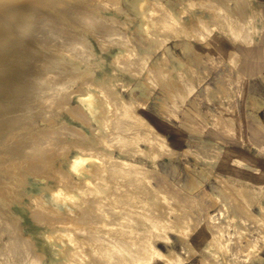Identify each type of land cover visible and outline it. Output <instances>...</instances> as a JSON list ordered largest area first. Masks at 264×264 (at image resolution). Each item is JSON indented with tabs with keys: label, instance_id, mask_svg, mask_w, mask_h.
Listing matches in <instances>:
<instances>
[{
	"label": "rangeland",
	"instance_id": "374dc122",
	"mask_svg": "<svg viewBox=\"0 0 264 264\" xmlns=\"http://www.w3.org/2000/svg\"><path fill=\"white\" fill-rule=\"evenodd\" d=\"M94 1L101 17L91 27L116 37L107 35L104 45L85 33L88 41L72 56H89L77 62L79 71L69 58L45 69L58 79L64 72L60 79L70 83L56 88L58 110L38 102L50 104L41 107L48 120L39 115L31 127L49 139L47 152L37 154L49 153L40 175L26 159L5 163L16 172L12 198L4 201L15 228L11 221L0 226V264H264V0H147L157 22L148 18L145 27L135 0ZM114 40L127 47L126 56ZM91 75L95 116L81 100L90 91L74 89ZM68 105H81L92 126L73 119ZM20 129L5 133L13 137L0 133V154L16 151L17 137L30 130ZM77 154L88 158L78 169L70 164ZM84 167L91 182L79 175ZM101 169L112 182L97 179ZM60 173L75 187H62ZM68 216L77 224L66 227Z\"/></svg>",
	"mask_w": 264,
	"mask_h": 264
},
{
	"label": "bare ground",
	"instance_id": "6f19581e",
	"mask_svg": "<svg viewBox=\"0 0 264 264\" xmlns=\"http://www.w3.org/2000/svg\"><path fill=\"white\" fill-rule=\"evenodd\" d=\"M151 2V1H150ZM155 2V1H154ZM98 2L94 1V0H0V120L2 117V120L0 121V133H9L10 131H21L20 128H23V126L25 125L27 128H29L30 130H27L28 132H23L22 135H20L19 137H17V141L15 142V144L13 145V147H16V151L13 149L11 150L13 147L10 146L12 145V142L10 144V142L8 144L9 148L12 147L10 150L11 152L13 151V153L11 154L10 151L6 150V152H4L3 154H0V185L3 189H0V226L3 225L4 228V223H10L9 221H11L13 219V217L11 218L10 216H8V214H10V210L9 209V213L8 211L4 210V206L6 205L7 202H4L6 199V196H8L10 194L9 198L11 197V194L14 191V185H15V174L14 173V169L12 170L11 167L12 165H9L11 167H8V165L6 166V164H8L9 162L11 163L12 161H18V159L25 160L28 164L27 169L34 172L36 175L39 174V170L41 169L40 164L42 163L41 161H43L45 163V161H47V158H49V153H47L46 155H43L42 158H38L37 154L38 153H44L47 152L48 150V143H49V139L48 137L44 136L43 132L42 136L39 133H34L31 129L32 126H34L35 122H37V118H39L41 115L44 118V115L46 114H41L44 113V108L47 106H39V101L43 100L47 101L44 102L43 104H47L48 101L51 100H57L58 95L60 93L57 92V87H59L60 85H62L65 81L62 80L63 79V74L60 75V78L62 79H58L57 77H54V75L50 76L48 73L51 70H49L48 72L46 70H48V68L52 69L53 67L55 68L58 67V61H61L63 59H71L72 61H70L71 63L67 64L68 66H70L71 69H75L79 71V64H77L78 61H83L84 59H82L83 57H79L81 58L80 60L75 57L73 58L72 56H75L76 52H78V49L76 47V44L80 42L81 43L82 40L84 41V39L86 40L85 36L83 34L92 32V36L96 37V39L100 40L102 38L101 43L107 44L109 42V38L108 36H111L113 34L110 35H106L103 36L101 35V37L99 36V31H97L96 29H94L91 26H94V20H96L97 18H100L98 16V13L96 14V10L94 9L96 4ZM119 3V2H118ZM134 5L136 6L137 10L139 11V13L141 14V17L143 19L142 20V26L145 27V20L149 18L150 19V10H151V3H149L147 0H135L134 1ZM99 4V3H98ZM97 4V5H98ZM154 5V4H153ZM109 7V5H108ZM97 8V7H96ZM100 8V7H99ZM98 8V9H99ZM104 8V7H103ZM102 9V8H101ZM106 9V8H105ZM125 9H122V11ZM155 10V9H154ZM85 11V13H84ZM121 11V10H120ZM154 12V11H153ZM84 15H83V14ZM87 13V15H85ZM43 14L44 17H42L41 15ZM154 14V13H153ZM128 15V14H127ZM84 16H87V19H84ZM98 16V17H97ZM97 17V18H96ZM154 17V16H152ZM104 19V17H102ZM101 19V20H103ZM106 19V18H105ZM155 20V19H154ZM153 20V21H154ZM122 21V20H121ZM155 22H157V20H155ZM155 22H153L155 24ZM151 23V22H150ZM51 26V24L54 26V28L51 29V27H49V25ZM125 26V25H124ZM162 26V25H161ZM55 27L58 30H53L55 29ZM127 27V26H126ZM41 28L45 29L43 30V32H41ZM51 30H50V29ZM92 28L94 29V31H92ZM108 28V27H107ZM49 31H48V30ZM62 31V29L64 30V32H59L60 34L58 35H62V36H71V39L69 38L70 36H66L67 41H62L61 38L56 37L58 35H55L53 37L54 34H57L55 32L57 31ZM41 30V31H40ZM53 30V31H52ZM96 30V31H95ZM100 30V29H98ZM144 30V29H143ZM50 31L52 34H50ZM115 31V30H114ZM164 31H166V29L164 28ZM49 32V33H48ZM72 32V33H71ZM77 33L76 35L78 36L77 38L75 37L76 35H74V33ZM171 32V31H170ZM169 32V33H170ZM54 33V34H53ZM106 33V32H105ZM112 33V32H111ZM168 33V32H167ZM99 34V35H98ZM54 40H58V41H53ZM79 35H83L84 38L81 39V37ZM119 35V34H118ZM60 36V37H62ZM74 36V39H79L78 41L75 40L74 41H70V40H74L72 39ZM80 37V38H79ZM116 36H111V38H114ZM59 38V39H58ZM107 38V40L105 39ZM49 39L51 41H49ZM70 39V40H69ZM81 39V41H80ZM121 39V38H120ZM124 39V38H123ZM118 40V39H117ZM128 40V39H127ZM88 41V39L86 40ZM113 41V40H111ZM110 41V42H111ZM115 41V40H114ZM90 42V41H89ZM88 42V43H89ZM98 43V42H97ZM112 43V42H111ZM121 40L120 42H114V45L119 49L118 54H123L124 56H126L124 53H126V49L127 47L125 45H123V43L121 44ZM110 44V43H109ZM90 45V44H89ZM88 45V46H89ZM108 45V44H107ZM80 46V45H79ZM85 46V45H84ZM113 46V45H112ZM81 47V46H80ZM91 47V46H90ZM71 49V51H70ZM74 51H73V50ZM87 49H89L87 47ZM103 49V48H102ZM108 49V48H107ZM92 50V49H91ZM130 50V49H129ZM82 51H84L82 49ZM102 51V50H100ZM105 51V50H104ZM128 51V50H127ZM84 52H88L87 50ZM90 52V51H89ZM130 53V52H129ZM86 54V53H85ZM90 54V53H89ZM88 54V55H89ZM80 54H78L79 56ZM93 55V54H92ZM77 56V55H76ZM84 56V55H81ZM87 56V54H86ZM123 56V58H124ZM85 57V56H84ZM118 57V56H117ZM128 57V56H127ZM139 57V55H138ZM89 58V56H88ZM87 58V60H88ZM137 58V57H136ZM120 59V56H119ZM130 59V57H129ZM86 60V59H85ZM84 60V61H85ZM86 60V61H87ZM83 61V62H84ZM85 61V62H86ZM127 61V60H126ZM124 61V63L126 62ZM143 61V60H140ZM57 62V63H56ZM62 62V61H61ZM69 62V61H68ZM123 62V60H122ZM122 62H120L122 64ZM130 62V61H128ZM60 63V62H59ZM115 63V62H114ZM117 63V62H116ZM134 63V62H132ZM58 64V65H57ZM71 64V65H70ZM121 64H119V66H121ZM136 64V63H135ZM124 64H122L123 66ZM137 65V64H136ZM62 67V65H60ZM65 66V65H64ZM72 66V67H71ZM118 66V67H119ZM132 67V66H131ZM141 67V66H140ZM47 68V69H46ZM53 68V69H54ZM66 68V67H65ZM124 68V67H123ZM134 68V67H133ZM46 69V70H45ZM56 69V68H55ZM82 69V68H80ZM65 70V69H63ZM85 70V69H84ZM132 70V69H131ZM59 71V69H58ZM130 71V70H129ZM57 72V71H56ZM61 72V71H60ZM70 72V71H69ZM84 71H81V73H83ZM58 73V72H57ZM68 73V72H67ZM66 73V74H67ZM74 73V72H73ZM65 74V75H66ZM92 74V73H91ZM57 75V74H56ZM59 75V73H58ZM57 75V76H58ZM69 75V74H68ZM80 75V74H79ZM74 76V75H72ZM59 77V76H58ZM66 78V76H64ZM68 77V76H67ZM76 78V76L74 77ZM79 78V77H78ZM73 79V77L71 78ZM62 80V81H61ZM64 81V82H63ZM76 81V80H75ZM68 82V81H67ZM66 83V82H65ZM67 84L69 85L70 80ZM75 83V82H74ZM76 84V83H75ZM79 85L75 86L77 88L74 87V89H79V88H85L87 90L90 91V95L87 98H81L82 103H84L90 113L92 115H96V103L94 102V98H95V90H96V83L94 78L91 76H89L88 79L83 80L82 82L78 83ZM62 87V86H61ZM79 87V88H78ZM60 88V87H59ZM68 88V86L66 87ZM65 88V89H66ZM70 88V87H69ZM61 89V88H60ZM72 89V90H74ZM79 91V90H77ZM76 91V92H77ZM82 90L80 89V92ZM70 92V91H69ZM79 92V93H80ZM65 93V92H64ZM85 92L83 91V94ZM41 94L44 95L42 96L44 99H39L38 100V96L41 97ZM72 93H69V95ZM61 95V94H60ZM64 95V94H63ZM68 95V96H69ZM104 95V94H103ZM63 97V96H62ZM104 98V97H103ZM52 102V101H51ZM58 102V101H56ZM41 103V102H40ZM50 103V102H49ZM63 102L60 103H56L57 105L61 104ZM53 105V102L51 103ZM75 104V103H74ZM79 104V103H78ZM102 104V103H100ZM50 104H48L49 106ZM57 105L55 106L58 110L59 107H61L59 105V107H57ZM39 106V108H38ZM47 106V107H48ZM44 107V108H41ZM46 107V108H47ZM51 107V106H50ZM64 108V106H62ZM74 107V106H71ZM67 107V110L74 116V118L78 119L79 121H81L82 123H86L87 125H91L90 121V117L86 114L87 112L84 111L83 107L80 105H78V107L76 108H71ZM7 108V110H6ZM38 108V111H37ZM41 108V109H40ZM49 108V107H48ZM52 108V107H51ZM50 108V109H51ZM49 109V110H50ZM53 109V110H54ZM87 109V110H88ZM6 110V111H4ZM39 110L40 114H39ZM43 110V111H42ZM61 109H59L60 111ZM63 110V109H62ZM103 110V109H102ZM52 111V110H51ZM58 111V112H59ZM125 111V110H124ZM4 113L7 114V117L4 118ZM47 113V112H45ZM124 113V112H123ZM49 114V113H48ZM40 115V116H39ZM51 115V114H50ZM104 115V114H103ZM53 116V115H52ZM28 117V118H27ZM49 117V115H48ZM4 118V119H3ZM47 118V116H46ZM46 118H44L46 120ZM7 120L8 126L1 123L4 120ZM17 119V124L16 122H14L15 124L11 125L12 120ZM11 120V121H10ZM48 120V118H47ZM50 120V118H49ZM63 120V119H62ZM18 121H20L18 123ZM23 121H25L23 123ZM5 122V121H4ZM59 122V121H58ZM38 123V122H37ZM55 123V122H54ZM65 123V122H64ZM57 124V123H56ZM49 125V124H48ZM55 126V125H54ZM92 126V125H91ZM46 127V126H45ZM48 127V126H47ZM95 128V127H94ZM45 129V128H43ZM49 129V127H48ZM24 130V129H23ZM22 130V131H23ZM21 131V132H22ZM37 131V130H36ZM41 131V130H40ZM51 130L49 129L48 132H50ZM20 133V132H19ZM2 134V135H4ZM13 134V132H12ZM12 134H8L10 136H12ZM7 134H5V136H8ZM19 135V134H16ZM15 135V136H16ZM14 136V135H13ZM12 136V137H13ZM44 136V137H43ZM1 137V136H0ZM4 138V137H3ZM8 138V137H7ZM6 138V141H7ZM41 140H39V139ZM13 140V138H12ZM40 142H39V141ZM2 142V140H0ZM41 141L44 143H41ZM0 142V143H1ZM38 142V143H37ZM3 143H1L2 145ZM5 145V143L3 144ZM7 145V144H6ZM96 145V144H95ZM91 147V145H89ZM93 147V146H92ZM91 147V148H92ZM95 148V147H93ZM1 149V147H0ZM6 149V147H5ZM16 153H15V152ZM83 154V153H82ZM85 154H88L87 152ZM15 159V160H14ZM88 160L87 156L81 155V154H77L76 156H74L71 161L70 164L73 168H79L82 165H84V163ZM25 162V163H26ZM41 162V163H39ZM6 163V164H5ZM9 163V164H10ZM18 163H21L18 161ZM13 164V163H12ZM17 164V163H16ZM22 164L23 161H22ZM21 164V165H22ZM15 165V164H14ZM39 165V166H38ZM16 166V165H15ZM14 166V167H15ZM19 166V165H17ZM94 166V165H93ZM20 167V166H19ZM40 168V169H39ZM95 169V167H93ZM42 171V170H41ZM96 172V170H94ZM105 169H101L99 176L97 177V179L102 182V181H106V183H110L111 180H109L110 176L107 177L105 176V174L107 175L108 172L105 173ZM18 172V171H17ZM91 172V171H90ZM33 173V174H34ZM89 173V172H88ZM105 173V174H104ZM19 174V173H18ZM87 171L85 170V167L82 168V170H80L79 175L85 178V182L87 183L88 180V176H86ZM104 174V175H102ZM40 175V174H39ZM95 175V174H93ZM122 175V174H121ZM19 176V175H18ZM35 176V175H34ZM38 176V175H37ZM60 179H67V182H65V184H61L60 185L62 187H68L70 186L71 188L75 187L74 185L72 186V179L68 176H63L61 173L59 174ZM109 178L108 180L105 178ZM20 178V177H19ZM22 178V177H21ZM26 179V177H24ZM117 178L114 177V179ZM24 179V180H25ZM53 179V178H52ZM59 179V178H58ZM118 179V178H117ZM122 179V178H121ZM22 180V179H21ZM55 180V179H54ZM57 180V179H56ZM93 180V179H92ZM95 180V179H94ZM93 180V181H94ZM119 180V179H118ZM33 181V180H32ZM64 181V180H63ZM58 182V181H56ZM60 182V181H59ZM58 182V183H59ZM91 182V181H89ZM112 182V181H111ZM99 183V182H97ZM118 184H120L119 182H117ZM82 184V182H81ZM100 184V183H99ZM80 185V184H79ZM97 185V184H96ZM105 186V185H104ZM115 187L116 190L119 191V185L116 184L113 185ZM112 186V188H113ZM0 187V188H1ZM80 187V186H79ZM97 187V186H96ZM99 187V186H98ZM117 187V188H116ZM125 187V186H124ZM102 188V187H101ZM105 188V187H104ZM111 188V187H110ZM123 188V186H122ZM75 189V188H74ZM107 190V188H105ZM113 188V190H115ZM124 189V188H123ZM16 190H18L16 188ZM104 190V189H103ZM110 190V189H109ZM112 190V189H111ZM115 190V191H116ZM122 190V189H120ZM125 190V189H124ZM75 191V190H74ZM114 191V192H115ZM117 191V192H118ZM127 191V190H126ZM124 191V192H126ZM101 192V191H100ZM103 192V191H102ZM113 192V193H114ZM123 192V191H122ZM121 192V193H122ZM105 193V192H104ZM101 193L100 195L104 194ZM110 193V192H109ZM120 193V192H119ZM14 194H16L14 192ZM90 194V193H89ZM88 194V195H89ZM111 194V193H110ZM124 194V193H123ZM96 195V193L92 194V198ZM116 195V193H115ZM126 195V194H125ZM127 196V195H126ZM125 196V198H126ZM91 197V196H88ZM96 197V196H95ZM94 197V198H95ZM99 197V195H98ZM102 197V196H101ZM99 197V198H101ZM104 197V196H103ZM117 197V196H116ZM120 197H122L120 195ZM15 198V197H14ZM41 198V197H40ZM97 198V197H96ZM98 198V199H99ZM124 198V197H122ZM97 199V201H98ZM129 199V198H128ZM15 200V199H14ZM19 200V199H18ZM93 199H91L90 201H92ZM119 200V198H118ZM125 201V199H123ZM130 200V199H129ZM10 201V199H9ZM86 201H89V199H86ZM85 201V202H86ZM94 201V200H93ZM101 202V201H100ZM98 201V203H100ZM122 203V201H119ZM126 202V201H125ZM84 203V202H83ZM91 203V202H90ZM102 203V202H101ZM120 203V204H121ZM124 203V202H123ZM8 204V203H7ZM20 204V203H19ZM95 204V202L91 203V208H94L93 205ZM10 205V204H9ZM78 205V204H77ZM102 205V204H101ZM101 205H98V207ZM125 206V205H124ZM128 206V205H127ZM8 207V206H6ZM77 207V206H76ZM99 207V208H100ZM129 207V206H128ZM78 208V207H77ZM89 207V209H91ZM127 208V207H126ZM130 208V207H129ZM50 209V208H49ZM57 209V208H56ZM96 210V208H94ZM92 209V210H94ZM69 210V209H68ZM94 210V211H95ZM103 210V209H102ZM119 210H120V206H119ZM127 210V209H123ZM58 211V210H57ZM71 211V210H70ZM105 211V210H104ZM129 211V210H128ZM44 212V211H43ZM43 212L40 214L42 215ZM59 212V211H58ZM96 212V211H95ZM125 212V211H124ZM131 212V211H130ZM128 213V212H127ZM126 213V214H127ZM143 212H141L140 214H142ZM95 214V213H94ZM139 214V213H138ZM58 215V214H57ZM57 215L55 216V218H58ZM60 215V214H59ZM58 215V216H59ZM62 215V214H61ZM75 215V214H74ZM11 216H13V214H11ZM47 216V215H46ZM52 216V215H51ZM65 216V215H64ZM140 216V215H139ZM69 220L67 219V217H59L60 222L61 219H64L63 223L65 222V220H67V224L66 227H68V221H70V216ZM96 217V216H95ZM55 218H53V220L55 221ZM73 219V217H72ZM71 219V220H72ZM81 219V218H80ZM74 220V219H73ZM72 220V224H74L73 222H75L77 224V219L75 218V220ZM51 221V220H50ZM53 221V222H54ZM57 221V220H56ZM55 221V222H56ZM14 222V221H13ZM58 222V224L60 226L63 225L62 223ZM11 224L12 221H11ZM54 224V223H53ZM52 224V225H53ZM57 224V223H55ZM71 224V225H72ZM74 224V225H76ZM10 225V224H9ZM45 225V224H43ZM51 225V226H52ZM70 225V226H71ZM73 225V226H74ZM6 226V225H5ZM12 226V225H11ZM10 226V227H11ZM7 227H9L7 225ZM14 227V224H13ZM1 228V227H0ZM12 228V227H11ZM15 228V227H14ZM12 228V230L14 229ZM5 229V228H4ZM9 229V228H8ZM68 229V228H67ZM66 229V230H67ZM2 230V228H1ZM7 230V229H6ZM65 230V229H64ZM63 230V231H64ZM11 231V229L9 230ZM9 231L7 230L6 232ZM62 232V231H61ZM12 233V232H10ZM69 233V232H68ZM14 234V232H13ZM70 238V237H69ZM82 238V237H81ZM1 239V238H0ZM9 243L11 244V239L14 240L13 244V249L15 251H13V253L15 252V254L18 252L19 250V239L16 236V234H14L13 236L9 235ZM48 239V238H47ZM79 239V238H78ZM85 240V239H84ZM68 241V240H67ZM71 244V241H69ZM21 243V242H20ZM89 244V243H88ZM9 245V246H10ZM12 247V246H10ZM77 247V246H76ZM72 248V247H71ZM68 251H69V247H67ZM7 250V249H6ZM17 250V252H16ZM12 253V252H11ZM18 254V253H17ZM16 254V255H17ZM65 254V253H64ZM7 255V254H6ZM15 255V256H16ZM15 258V257H14ZM78 261V260H77ZM121 261V260H120ZM64 262V261H63ZM16 263V262H15ZM65 263V262H64ZM73 263V262H72ZM8 264V263H7ZM63 264V263H62ZM71 264V263H70ZM82 264V263H81Z\"/></svg>",
	"mask_w": 264,
	"mask_h": 264
}]
</instances>
